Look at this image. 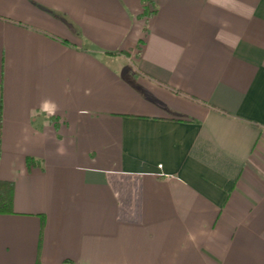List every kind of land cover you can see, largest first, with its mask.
Listing matches in <instances>:
<instances>
[{"label":"crops","instance_id":"0c3cea01","mask_svg":"<svg viewBox=\"0 0 264 264\" xmlns=\"http://www.w3.org/2000/svg\"><path fill=\"white\" fill-rule=\"evenodd\" d=\"M0 264H264V0H0Z\"/></svg>","mask_w":264,"mask_h":264},{"label":"trees","instance_id":"16d2710c","mask_svg":"<svg viewBox=\"0 0 264 264\" xmlns=\"http://www.w3.org/2000/svg\"><path fill=\"white\" fill-rule=\"evenodd\" d=\"M13 182H0V213L13 211Z\"/></svg>","mask_w":264,"mask_h":264}]
</instances>
